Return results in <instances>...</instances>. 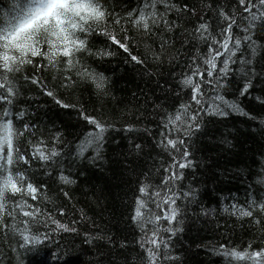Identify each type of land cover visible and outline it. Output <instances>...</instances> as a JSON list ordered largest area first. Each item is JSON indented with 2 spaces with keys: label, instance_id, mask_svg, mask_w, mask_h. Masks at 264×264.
<instances>
[{
  "label": "trees",
  "instance_id": "16d2710c",
  "mask_svg": "<svg viewBox=\"0 0 264 264\" xmlns=\"http://www.w3.org/2000/svg\"><path fill=\"white\" fill-rule=\"evenodd\" d=\"M101 3L110 16L87 35L88 48L92 53L106 50L113 55L82 52L77 58L106 78L103 92L80 78L76 70H65L63 63L53 68L40 58L24 65L15 76L18 94L7 107L17 128L24 124L31 128L20 139L21 150L30 152L29 142L43 140L60 155L48 162L32 159L27 165H18L42 189L37 201L25 197L45 212L31 228L47 232L50 239L45 245L20 248L21 237L12 225L23 227L19 221L26 218L18 215L14 221L6 216L3 223L9 227L0 228V264H64L75 257L79 258L77 264H147L140 246L144 233L132 220L135 200L141 184L159 185L173 157L180 158L179 152L166 150L159 142L165 132V114L190 102L189 90L181 80L198 50H206L205 43L195 38V29L208 23L215 30L221 9L237 16L243 11L237 0H168L171 9L157 5L168 26L160 24L146 33L127 22V14L138 9L141 0ZM12 4L13 0H0V19ZM117 18L122 21L119 25L113 23ZM105 29L117 38L124 37L131 54L142 63L131 60L100 34ZM253 38L260 46L258 54L253 58L249 51L243 52L245 58L253 59V87L240 96L244 79L237 71L220 90L249 115L202 113L199 130L193 129L190 135L182 131L168 134L184 140L185 145L177 147L182 151L186 146L190 152L193 166L182 170L184 178L176 182V189L193 195L177 200L180 212L170 226L178 229L175 234L161 230L168 242L161 252L172 259H162L159 264H248L229 261L221 246L264 249V211L256 207L264 204V103L255 99L264 100V26L257 25ZM31 78L41 84L31 83ZM205 90L212 92L211 88ZM47 91H53L55 99ZM56 100L70 107H62ZM81 110L108 127L102 146L89 148L83 156L78 155V147L92 126L81 118ZM21 111L24 116L17 119L15 114ZM61 175L72 182L64 183ZM19 199L8 194L10 204ZM234 205L252 211L253 216L235 214ZM48 214L76 231H54ZM163 226L169 227L167 222Z\"/></svg>",
  "mask_w": 264,
  "mask_h": 264
},
{
  "label": "snow or ice",
  "instance_id": "6c2138e0",
  "mask_svg": "<svg viewBox=\"0 0 264 264\" xmlns=\"http://www.w3.org/2000/svg\"><path fill=\"white\" fill-rule=\"evenodd\" d=\"M237 3L243 9L239 16L221 9L218 13L220 22L215 30L211 29L208 23H200L195 29V38L205 43L206 50L203 52L198 50L189 72L184 74L181 80V84L189 90L190 102L179 105L172 113L165 114V132L161 133L163 139L159 142L166 150L179 152L180 158L173 157L172 163L164 169L167 175L159 185L143 183L139 186L132 220L144 233L140 246L144 249L147 264H159L162 259H172L161 252V246L167 248L168 242L160 233L163 230L175 234L178 229L170 226L176 222L180 212L177 200L182 196L193 195L192 191L181 193L176 189V182L184 178L182 170L193 166V161L189 158L190 152L186 146L182 151L177 147L178 144L184 146V140L169 138L168 134L182 131L185 135H190L193 129L199 130L201 124L198 118L202 113L220 117H227L230 112L249 115L237 101L226 99L220 90L226 87L230 74H235L237 71L244 79L239 89L240 96H246L253 87L252 81L255 76L253 59L245 58L243 52L249 51L253 58L258 54L260 46L253 37L257 25L264 26V0H237ZM157 5H163L165 9L173 7L168 0H141L140 7L127 14V22L146 33H151L152 29L160 24L168 26V21L158 11ZM109 16L110 13L103 8L101 0H13L10 12L2 13L3 19H0V228L9 227L3 223L6 216L14 221L18 215L26 218L19 221L23 227L12 225L13 230L21 237L20 248L45 245L50 236L47 232L42 234L38 231L33 232L31 228V224L39 217H43L45 212L30 204L25 197L37 201L41 198L42 189L33 184L26 171L20 170L18 165L21 162L27 165L32 159L48 162L60 153L54 148L49 149L43 140L36 143L29 142L30 152L21 150L20 139L26 132H30L31 128L27 124L17 128L13 120L14 114L7 107L13 104L18 94L14 83L15 76L24 65L34 64V59L40 58L47 61L50 67L55 68L63 63L65 70H76L80 78L91 81L96 89L103 92L106 78L82 65L77 56L82 52L98 56L113 55L106 50L92 53L86 38L96 27L105 24ZM121 22L120 18L113 21L117 25ZM100 34L128 53L131 60L142 63L137 56L131 54L124 37L117 38V35L106 29ZM233 65L239 67L233 68ZM65 79L71 80V77ZM30 82L41 84L37 78H31ZM206 87L211 88L212 92H207ZM46 94L55 99L53 91H47ZM255 99L264 103L259 97ZM56 103L64 108L70 107L60 100H56ZM193 104L197 108L192 109ZM15 115L17 119H22L24 112ZM80 115L92 126L85 133L78 147V155L83 156L89 148L102 146L108 127L101 119L83 110ZM128 130L132 131L131 128ZM136 147L139 148L140 145ZM96 154L99 155V152L97 151ZM60 180L64 183L72 182L64 175L60 176ZM8 194L19 196L20 199L10 204ZM256 207L264 211V204H258ZM233 211L241 217L253 216V212L244 207L234 205ZM60 214L63 215V212ZM47 218L55 225L54 231H76L74 227L55 220L51 214H48ZM164 222H167L169 227H164ZM250 248L251 246L237 250L221 246V251L229 261L264 264V249L250 251ZM78 259V257L67 259L64 264H77Z\"/></svg>",
  "mask_w": 264,
  "mask_h": 264
}]
</instances>
